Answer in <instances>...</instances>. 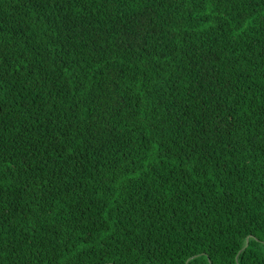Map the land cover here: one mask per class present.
Listing matches in <instances>:
<instances>
[{
    "label": "trees",
    "instance_id": "1",
    "mask_svg": "<svg viewBox=\"0 0 264 264\" xmlns=\"http://www.w3.org/2000/svg\"><path fill=\"white\" fill-rule=\"evenodd\" d=\"M0 264H264V0H0Z\"/></svg>",
    "mask_w": 264,
    "mask_h": 264
},
{
    "label": "water",
    "instance_id": "2",
    "mask_svg": "<svg viewBox=\"0 0 264 264\" xmlns=\"http://www.w3.org/2000/svg\"><path fill=\"white\" fill-rule=\"evenodd\" d=\"M247 245H248V239H247V241H246V246H245V247H247Z\"/></svg>",
    "mask_w": 264,
    "mask_h": 264
}]
</instances>
